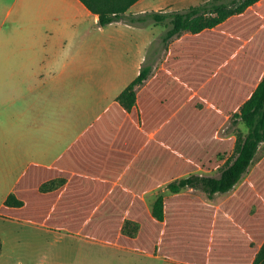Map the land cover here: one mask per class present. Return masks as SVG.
<instances>
[{
  "label": "trees",
  "instance_id": "1",
  "mask_svg": "<svg viewBox=\"0 0 264 264\" xmlns=\"http://www.w3.org/2000/svg\"><path fill=\"white\" fill-rule=\"evenodd\" d=\"M81 1L99 15L101 27L153 21L170 25L166 41L187 34L171 44L142 89L136 87L153 65L143 66L79 139L104 135L107 149L92 154L94 167L72 170L65 155L49 168L29 167L0 216L183 264H264V157L248 172L264 142V0H210L185 11L140 15L127 14L138 0ZM231 117L247 127L243 139L219 136ZM126 138L134 146L115 171L108 170L101 162L106 150L114 152ZM146 164L153 184L129 188L133 174L145 177ZM217 170L219 177L200 175ZM72 173L109 185L76 190ZM60 179L70 182L45 190ZM238 183L218 206L182 191L199 186L211 197ZM164 185L172 194L159 196L150 209L144 195ZM130 224L137 226L133 234L125 232Z\"/></svg>",
  "mask_w": 264,
  "mask_h": 264
},
{
  "label": "crops",
  "instance_id": "2",
  "mask_svg": "<svg viewBox=\"0 0 264 264\" xmlns=\"http://www.w3.org/2000/svg\"><path fill=\"white\" fill-rule=\"evenodd\" d=\"M208 1L138 0L127 14L185 11ZM232 1L222 0L224 3ZM3 2L0 0V207L33 165L49 168L65 155L64 164L72 170L94 167L92 154L107 149L100 142L104 135L91 132L83 140L79 139L140 75L143 66L154 65L157 60H162L161 65L171 44L187 34L183 31L167 41L163 39L164 34L154 37L147 28L151 24L158 25L153 21L139 25L115 21L101 27L99 15L81 0H27L19 4L13 18L14 6ZM162 25L167 30L170 28L168 24ZM158 68H153L144 84L136 87L137 91L148 83ZM236 120L229 118L219 136L237 137L231 128L232 121ZM120 143L114 152L106 150L101 160L108 170L115 171L114 167L134 146L131 138ZM200 175L220 176L216 173ZM71 176L74 189L84 192L100 187L106 189L109 185L108 179L95 183L87 181L82 174L72 173ZM69 182V179L54 180L45 190L54 191ZM151 184L148 164L145 177L133 174L128 181L131 189L139 186L144 189ZM118 185L119 181L112 183L107 192ZM238 186L211 197L199 186H187L183 191L192 194V190L201 188L206 196L200 198L218 206ZM166 187L168 185L144 195L150 209L153 206L148 204V197ZM28 227L31 229L29 236L43 233L47 238L58 231L0 216V264H10L7 256L11 249H22L24 241L21 240H26ZM136 229L135 224H130L126 230ZM50 251V255H45L50 257L47 264H53L54 259L57 262L59 257L58 249L54 255L53 250ZM18 264H25L24 256L20 255Z\"/></svg>",
  "mask_w": 264,
  "mask_h": 264
},
{
  "label": "rangeland",
  "instance_id": "3",
  "mask_svg": "<svg viewBox=\"0 0 264 264\" xmlns=\"http://www.w3.org/2000/svg\"><path fill=\"white\" fill-rule=\"evenodd\" d=\"M26 1L27 0H4L3 3L8 6H14L13 14L11 16L13 18L18 10L19 4ZM147 28L154 37H160L165 34L167 30L162 24H151L148 25ZM148 62H150V60ZM161 62L162 60H157L156 64L153 65V68H158ZM231 128H233L234 133L241 139H243L245 132L248 130L245 124L238 119L236 121H232ZM263 155L264 142L260 145L248 172L252 169L253 165L263 157ZM234 156L235 155H233L232 158H234ZM248 172L244 174L241 182L247 177ZM211 173H216L219 176L221 170ZM191 192L192 196H206L205 192L201 188H197ZM171 194L172 192L169 187H166L165 190H160V192L150 195L148 197V204L153 206L154 202L160 195L169 196ZM30 230L31 229L29 227L25 229V233L28 235L25 238L26 240H21L24 241V243L22 242V249H20V251L11 249L8 252L9 255L7 256V260H9L10 264H18L20 255L24 256L25 264H47L46 262L50 261V257L47 258L45 255H50V250H53L52 253L54 255L56 253V249H58L59 257L57 258V262L55 259L53 260V264H183L160 258L155 255H147L142 252L119 247L117 245L105 244L103 242L87 239L78 235L69 234L65 231H54L46 238L43 236V233L29 236V233L31 232ZM126 231L127 230H125V232ZM36 232L37 231H33V233ZM129 232L132 234L135 233L134 230H130ZM21 233L24 234L23 232ZM32 239H36L38 243L34 244V242H31L34 241ZM41 260H43V262H41Z\"/></svg>",
  "mask_w": 264,
  "mask_h": 264
}]
</instances>
